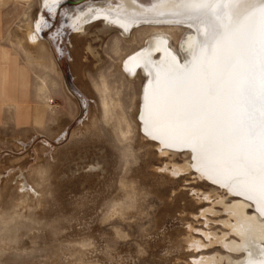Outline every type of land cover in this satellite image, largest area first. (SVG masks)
I'll return each instance as SVG.
<instances>
[{
    "label": "rangeland",
    "instance_id": "374dc122",
    "mask_svg": "<svg viewBox=\"0 0 264 264\" xmlns=\"http://www.w3.org/2000/svg\"><path fill=\"white\" fill-rule=\"evenodd\" d=\"M88 1L61 3L57 13L39 0L2 3L18 16L28 14L12 20L20 27L42 12L41 39L50 40L45 51L54 66L37 65L25 49L1 50V69L11 70V92L18 95L11 101L33 108L31 85L37 128H0V264H195L202 254L222 251L217 245L194 250L185 242L189 234L207 241L202 231L224 228L217 222L224 214L208 212L209 221L201 215L213 206L214 198L203 193L214 186L193 172L173 177L157 169L169 157L139 130L144 78H131L121 67L149 28L123 37L98 22L74 38L67 11ZM167 30L176 46L183 28ZM86 42L96 57L86 54ZM40 78L47 79L43 90ZM188 156L181 151L175 161Z\"/></svg>",
    "mask_w": 264,
    "mask_h": 264
},
{
    "label": "bare ground",
    "instance_id": "6f19581e",
    "mask_svg": "<svg viewBox=\"0 0 264 264\" xmlns=\"http://www.w3.org/2000/svg\"><path fill=\"white\" fill-rule=\"evenodd\" d=\"M68 1L79 2L39 0V4L51 6L53 13H57L59 5ZM67 12L74 38L81 37L98 22L103 27L118 29L123 37L142 26L149 28L143 45L127 54L121 63L129 77L140 74L144 78L137 113L141 135L155 143L159 155L169 157L164 166L157 167L159 171L173 177L193 172L197 180H206L214 186L209 193H203V199L214 198L213 206L201 212L207 221L208 212L224 214L217 221L224 227L220 232L202 231L207 241L191 234L185 238L187 246L194 250L216 245L222 249L202 254L194 263L264 264L259 105L250 119L246 102L248 66L253 61L258 76V17L243 33L230 36L213 49L207 40V24L188 20L164 0H92ZM223 22L229 23L226 18ZM45 26L41 12L23 30L22 38L28 57L42 67L47 63L54 66L48 54L50 40L41 39L40 30ZM174 27L184 30L176 46L172 45L167 30ZM253 31L257 44L250 54L244 38ZM70 44L73 50L75 44ZM83 45L87 55L97 56L92 42ZM1 54L0 50V60ZM40 79L43 90L48 86L47 79ZM107 99L103 96L104 107L108 106ZM253 124L255 135L248 131ZM181 151L189 156L178 163L175 157ZM214 205H220L221 209H215Z\"/></svg>",
    "mask_w": 264,
    "mask_h": 264
},
{
    "label": "snow or ice",
    "instance_id": "6c2138e0",
    "mask_svg": "<svg viewBox=\"0 0 264 264\" xmlns=\"http://www.w3.org/2000/svg\"><path fill=\"white\" fill-rule=\"evenodd\" d=\"M164 2L169 3L171 7L178 10V14L185 15L188 20L206 23L209 33L207 40L211 42L213 49L220 46L230 36L243 33L246 26L258 17V76L257 67L253 61L248 66L246 102L250 109V119L257 111V104L259 105L262 160L260 175L264 177V0H164ZM225 18L229 23L223 22ZM256 44L257 37L254 31L245 36L244 45L250 54L254 53ZM248 131L255 135V125L250 126Z\"/></svg>",
    "mask_w": 264,
    "mask_h": 264
},
{
    "label": "crops",
    "instance_id": "0c3cea01",
    "mask_svg": "<svg viewBox=\"0 0 264 264\" xmlns=\"http://www.w3.org/2000/svg\"><path fill=\"white\" fill-rule=\"evenodd\" d=\"M15 1L16 0H0V50L10 52L15 50H23L21 45L24 44V40H21L23 41L21 44L20 39L23 38V30L27 26H16L12 20H16L17 18H28V14L24 12L18 16V12L12 11L11 9L7 10L6 6H2L3 2L13 3ZM41 31H43V29ZM11 75V70L5 73L4 69L2 70L0 65V128L5 125H14L17 127L30 126L32 128H37V126L34 124L36 115V98L31 95V85L28 89V102L33 105V108L30 109L22 103H20L21 105L18 104V106L13 101H11V99L14 97L18 98L17 94L11 92ZM4 79H6L5 85H7L6 87L8 89V96L6 98H2V92L4 88H6L4 87ZM21 100L22 98L18 99L19 102H21Z\"/></svg>",
    "mask_w": 264,
    "mask_h": 264
},
{
    "label": "water",
    "instance_id": "95a60500",
    "mask_svg": "<svg viewBox=\"0 0 264 264\" xmlns=\"http://www.w3.org/2000/svg\"><path fill=\"white\" fill-rule=\"evenodd\" d=\"M69 3H79V2H77V1H70Z\"/></svg>",
    "mask_w": 264,
    "mask_h": 264
}]
</instances>
